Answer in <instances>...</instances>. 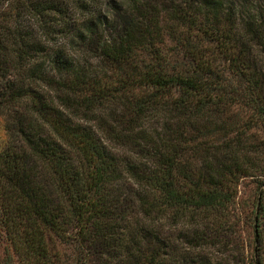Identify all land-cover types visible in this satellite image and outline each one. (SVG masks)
<instances>
[{
  "label": "trees",
  "instance_id": "1",
  "mask_svg": "<svg viewBox=\"0 0 264 264\" xmlns=\"http://www.w3.org/2000/svg\"><path fill=\"white\" fill-rule=\"evenodd\" d=\"M0 128V264L263 247L264 0H0Z\"/></svg>",
  "mask_w": 264,
  "mask_h": 264
},
{
  "label": "rangeland",
  "instance_id": "2",
  "mask_svg": "<svg viewBox=\"0 0 264 264\" xmlns=\"http://www.w3.org/2000/svg\"><path fill=\"white\" fill-rule=\"evenodd\" d=\"M1 133V128H0ZM252 186L250 179H246L241 186V193L246 197ZM247 226L242 224L240 228L223 239L222 243L212 246L211 255H214V261L217 264H243L244 256L247 261L262 258L264 256V246L254 243L250 234L245 231ZM1 255V250H0Z\"/></svg>",
  "mask_w": 264,
  "mask_h": 264
}]
</instances>
